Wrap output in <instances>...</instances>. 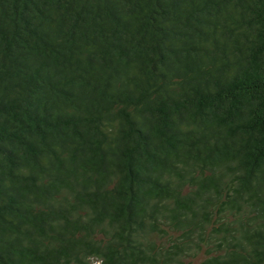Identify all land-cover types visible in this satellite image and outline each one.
Here are the masks:
<instances>
[{"label": "trees", "instance_id": "16d2710c", "mask_svg": "<svg viewBox=\"0 0 264 264\" xmlns=\"http://www.w3.org/2000/svg\"><path fill=\"white\" fill-rule=\"evenodd\" d=\"M0 264H264V0H0Z\"/></svg>", "mask_w": 264, "mask_h": 264}]
</instances>
